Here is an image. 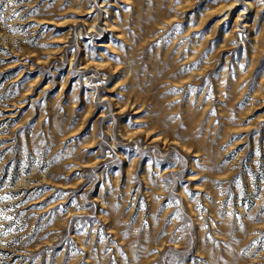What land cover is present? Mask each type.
Listing matches in <instances>:
<instances>
[{"label":"rangeland","instance_id":"374dc122","mask_svg":"<svg viewBox=\"0 0 264 264\" xmlns=\"http://www.w3.org/2000/svg\"><path fill=\"white\" fill-rule=\"evenodd\" d=\"M0 264H264V0H0Z\"/></svg>","mask_w":264,"mask_h":264},{"label":"bare ground","instance_id":"6f19581e","mask_svg":"<svg viewBox=\"0 0 264 264\" xmlns=\"http://www.w3.org/2000/svg\"><path fill=\"white\" fill-rule=\"evenodd\" d=\"M231 7H233V5H230V9L229 10H231ZM229 10H227V11H229Z\"/></svg>","mask_w":264,"mask_h":264}]
</instances>
